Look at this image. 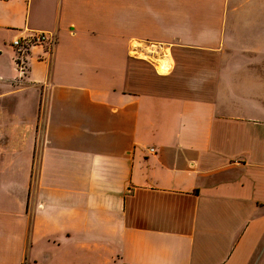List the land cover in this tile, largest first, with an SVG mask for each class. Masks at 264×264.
<instances>
[{
  "label": "crops",
  "instance_id": "obj_1",
  "mask_svg": "<svg viewBox=\"0 0 264 264\" xmlns=\"http://www.w3.org/2000/svg\"><path fill=\"white\" fill-rule=\"evenodd\" d=\"M262 76L264 0H0V264H264Z\"/></svg>",
  "mask_w": 264,
  "mask_h": 264
},
{
  "label": "built area",
  "instance_id": "obj_2",
  "mask_svg": "<svg viewBox=\"0 0 264 264\" xmlns=\"http://www.w3.org/2000/svg\"><path fill=\"white\" fill-rule=\"evenodd\" d=\"M11 45L14 50V69L23 77L27 70L26 55L32 46L43 45L45 52L50 57L56 45L55 33L49 31L25 30L22 34L15 36ZM150 151H154L150 149Z\"/></svg>",
  "mask_w": 264,
  "mask_h": 264
},
{
  "label": "rangeland",
  "instance_id": "obj_3",
  "mask_svg": "<svg viewBox=\"0 0 264 264\" xmlns=\"http://www.w3.org/2000/svg\"><path fill=\"white\" fill-rule=\"evenodd\" d=\"M148 46H153V44H147ZM154 49V47H152V48H150V53H153L154 51H155V49ZM157 49V48H156ZM14 55V54H13ZM160 57H162V55H160V56H157V60H155V63H159V61H160V65L161 64H164V60H158V58H160ZM13 58H14V56H13ZM164 59V58H163ZM163 61V62H162ZM160 65L158 66L159 68V71H162V69H160ZM166 65V64H165ZM163 66V65H162ZM164 71V70H163ZM262 84H263V90H262V95H263V97L262 98H264V76H262ZM107 263H109V264H115L114 262H112V261H110V262H107ZM107 263H103V264H107Z\"/></svg>",
  "mask_w": 264,
  "mask_h": 264
}]
</instances>
